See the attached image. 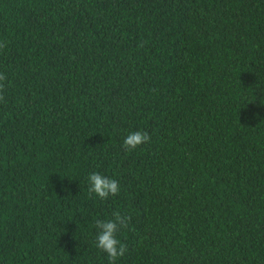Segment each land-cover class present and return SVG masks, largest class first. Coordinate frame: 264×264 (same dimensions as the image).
<instances>
[{"label":"trees","instance_id":"1","mask_svg":"<svg viewBox=\"0 0 264 264\" xmlns=\"http://www.w3.org/2000/svg\"><path fill=\"white\" fill-rule=\"evenodd\" d=\"M0 43V264H109L114 212L115 264H264V0H0Z\"/></svg>","mask_w":264,"mask_h":264},{"label":"clouds","instance_id":"2","mask_svg":"<svg viewBox=\"0 0 264 264\" xmlns=\"http://www.w3.org/2000/svg\"><path fill=\"white\" fill-rule=\"evenodd\" d=\"M6 44L0 43V48L5 47ZM7 77L0 73V101L4 100V81ZM150 135L147 132L136 131L128 134L123 142L126 150L132 151L137 147L150 142ZM89 180V194H94L101 200H107L109 197H114L120 192V185L116 179L108 178L107 176L94 172L88 177ZM131 216L114 212L111 219L97 220L96 227L99 230L96 237V247L104 252L109 260V264H115L118 258H121L128 251L127 246L118 239V233L121 229L129 227Z\"/></svg>","mask_w":264,"mask_h":264}]
</instances>
